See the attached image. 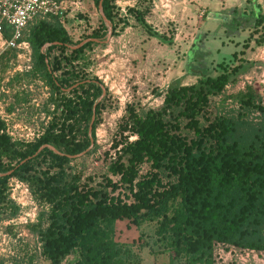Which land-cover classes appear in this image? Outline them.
I'll list each match as a JSON object with an SVG mask.
<instances>
[{
  "label": "trees",
  "instance_id": "obj_1",
  "mask_svg": "<svg viewBox=\"0 0 264 264\" xmlns=\"http://www.w3.org/2000/svg\"><path fill=\"white\" fill-rule=\"evenodd\" d=\"M93 1L112 24V0ZM130 11L146 28L142 12ZM238 19L248 30L242 48L231 52L232 59L250 42L264 45V14L259 6L232 8L230 21ZM105 29L100 16L99 27L85 39L103 37ZM28 41L34 70L52 92L60 94L57 114L30 143L17 145L0 132V209L7 203L10 177L25 182L33 198L47 206L46 225L34 226L47 264H60L72 250L78 257L69 264H127L129 249L113 240L116 220L133 226L155 220L157 239L166 245L167 264H212L213 242L264 252V100L254 106L251 92L239 98L258 110L255 122L241 116L243 112L236 117H209L204 112L209 98L235 80L241 62L218 63L222 70L214 76L191 68L188 73L196 76L195 81L168 84L160 93L158 108L137 110L126 104L117 124L118 136L110 144V176H103L95 186L81 181L80 173L68 163L89 147L90 140L94 147L102 103H93L101 94V82L69 70H62L60 77L54 74L61 70L60 59H75L91 40L70 48L78 42L72 43L54 20L33 24ZM52 49H58L60 57L49 59ZM64 50L69 51L67 56ZM63 87L69 88L66 95ZM92 107L95 118L88 136ZM144 163L147 169L140 172Z\"/></svg>",
  "mask_w": 264,
  "mask_h": 264
},
{
  "label": "rangeland",
  "instance_id": "obj_2",
  "mask_svg": "<svg viewBox=\"0 0 264 264\" xmlns=\"http://www.w3.org/2000/svg\"><path fill=\"white\" fill-rule=\"evenodd\" d=\"M69 2L74 4L67 13L52 21L57 20L71 42H78L76 48H79L87 42L85 36L99 27L100 11L93 0ZM245 3L249 6L246 0H112L110 37L105 39V25L103 37L93 38L70 62L60 59L61 70L54 72L59 77L62 70L80 77H96L103 88L98 97L102 108L94 129V147L72 157L68 163L71 170L80 173L81 181L96 186L103 176H110L107 171L113 157L110 144L118 136L117 124L125 113V105L132 104L137 110L158 108L162 101L160 93L168 84L186 85L195 81L196 76L188 73L191 68L214 76L222 70L218 63L241 62L243 67L235 80L209 98L204 112L209 117H236L243 112L241 116L245 119L257 121L259 112L254 106L259 101L258 91L264 86V45L254 46L250 42L242 54H237L235 59L231 57L232 51L242 48L248 30L243 19L230 21L231 9H242ZM130 9L142 12L146 28ZM234 22H239L236 29ZM45 47H41L42 52ZM30 51V67L20 72H12L9 65L15 58L13 52L0 55V120L3 123L0 132L17 145L33 142L43 133L57 114L60 95L52 92L41 73L34 70L31 46ZM59 54L58 49H52L49 59L60 57ZM68 54V50L63 51V55ZM68 90L63 87V94ZM249 92L253 94L254 106L243 105L239 100ZM146 169L144 163L140 172ZM6 186L7 203L0 209V264H47L34 228L38 224L46 225L43 213L47 206L35 200L27 184L16 177L8 178ZM39 213H42L41 219ZM155 227V220H146L139 226L130 225L126 220L114 222L113 240L130 252L129 260H125L127 264H167L166 245L157 239ZM77 257V251L72 250L60 264H69ZM153 257L157 260H151ZM242 258V252H229L227 247L212 252L215 264L221 260L234 264L233 260ZM248 260H264V252H255Z\"/></svg>",
  "mask_w": 264,
  "mask_h": 264
},
{
  "label": "built area",
  "instance_id": "obj_3",
  "mask_svg": "<svg viewBox=\"0 0 264 264\" xmlns=\"http://www.w3.org/2000/svg\"><path fill=\"white\" fill-rule=\"evenodd\" d=\"M69 0H0V55L13 52L14 60L9 62L12 72L26 70L30 67L31 51L28 41L30 27L37 21H52L67 13ZM259 100H264V86L258 91ZM227 247L229 252H242V260H233L234 264H251L259 260H248L259 251L237 248L222 242L212 243V252L216 248ZM212 255V253H211ZM261 261V260H260ZM264 261V260H263ZM220 264H227L221 260ZM216 261L213 260L212 264Z\"/></svg>",
  "mask_w": 264,
  "mask_h": 264
},
{
  "label": "water",
  "instance_id": "obj_4",
  "mask_svg": "<svg viewBox=\"0 0 264 264\" xmlns=\"http://www.w3.org/2000/svg\"><path fill=\"white\" fill-rule=\"evenodd\" d=\"M99 8H100V7H99ZM99 11H100V10H99ZM100 16H101V18H102L104 24L107 25V32H106V38H105V39H108V38L110 37L111 25H110L109 21L106 20V19L103 17L101 11H100ZM88 40H94V39H93V38H88V39H85L84 41H88ZM78 46H79V44H76L75 46H73V48H76V47H78ZM102 93H103V88H101V94H102ZM101 94H100V95H101ZM97 101H99V98H97V99L95 100V102L93 103V106H94V104H95ZM93 119H94V110H93V107H92V114H91L90 121H89L88 128H87L88 136H90L91 123H92ZM91 145H92V142H91V140H90L89 147H91ZM44 146H47V147H48L49 149H51L53 152L59 153L55 148H53V147L50 146V145H44ZM89 147H88L87 149H85L84 151L80 152L79 154H77L76 156L83 154L85 151H87V150L89 149ZM40 148H41V147H40ZM40 148H38V150H39Z\"/></svg>",
  "mask_w": 264,
  "mask_h": 264
},
{
  "label": "crops",
  "instance_id": "obj_5",
  "mask_svg": "<svg viewBox=\"0 0 264 264\" xmlns=\"http://www.w3.org/2000/svg\"><path fill=\"white\" fill-rule=\"evenodd\" d=\"M245 1V0H244ZM222 4V3H221ZM224 4V3H223ZM226 4V3H225ZM212 5H213V3H212ZM255 5H258L259 6V9H260V12H262L263 14H264V0H251L250 1V3H249V6H248V4H246L245 3V5H243L244 7H251V6H255ZM233 8V7H232ZM256 8V7H255ZM232 10V9H231ZM212 11H214L213 9H212ZM216 16L218 15V14H215ZM228 16V15H227ZM227 16H225V18H229V16L227 17ZM230 19V18H229ZM263 24H264V22H263ZM151 260H157L156 258H154L153 257V259H151ZM167 262V261H166ZM256 263H258V264H264V261L263 260H261V261H256ZM151 264H156V263H151Z\"/></svg>",
  "mask_w": 264,
  "mask_h": 264
}]
</instances>
